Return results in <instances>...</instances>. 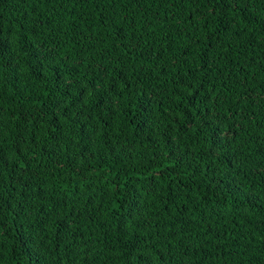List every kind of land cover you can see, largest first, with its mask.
I'll return each mask as SVG.
<instances>
[{
    "label": "trees",
    "instance_id": "1",
    "mask_svg": "<svg viewBox=\"0 0 264 264\" xmlns=\"http://www.w3.org/2000/svg\"><path fill=\"white\" fill-rule=\"evenodd\" d=\"M0 264H264V0H0Z\"/></svg>",
    "mask_w": 264,
    "mask_h": 264
}]
</instances>
